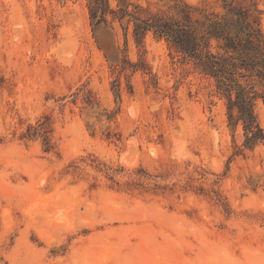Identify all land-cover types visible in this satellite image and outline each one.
<instances>
[{
  "label": "rangeland",
  "instance_id": "1",
  "mask_svg": "<svg viewBox=\"0 0 264 264\" xmlns=\"http://www.w3.org/2000/svg\"><path fill=\"white\" fill-rule=\"evenodd\" d=\"M88 2L0 0V264H264V139L165 38L93 31ZM237 3L264 33V0ZM41 123L50 150L22 137Z\"/></svg>",
  "mask_w": 264,
  "mask_h": 264
},
{
  "label": "trees",
  "instance_id": "2",
  "mask_svg": "<svg viewBox=\"0 0 264 264\" xmlns=\"http://www.w3.org/2000/svg\"><path fill=\"white\" fill-rule=\"evenodd\" d=\"M166 10L152 11L136 4L114 9L109 0H89L88 13L95 31L108 26L115 19L128 17L133 21L132 34L140 43L152 32L170 43L177 51L192 60L204 74L212 77L217 90L227 99V114L230 124L242 122L246 145L251 147L264 139V129L259 125L256 103L264 102V33L259 22L250 19L248 9L235 0H221L223 13L207 11L205 7L192 5L184 0H173ZM111 21H108V17ZM217 41L216 49L211 41ZM125 69L145 68L143 63L122 61ZM118 65L117 62H115ZM257 86L263 89L259 91ZM27 129L22 137L29 138L42 131L46 150L52 148L47 127L42 123Z\"/></svg>",
  "mask_w": 264,
  "mask_h": 264
}]
</instances>
